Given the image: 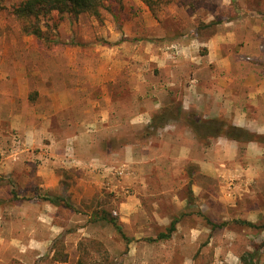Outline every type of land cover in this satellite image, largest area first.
<instances>
[{"label": "rangeland", "instance_id": "rangeland-1", "mask_svg": "<svg viewBox=\"0 0 264 264\" xmlns=\"http://www.w3.org/2000/svg\"><path fill=\"white\" fill-rule=\"evenodd\" d=\"M22 1L0 0V94L12 89L5 79L15 75L13 60L27 72L30 100L38 84L35 71L57 79L67 76L66 51L90 69L104 53L102 61L117 60L119 77L105 88L121 118L118 134L95 131L85 135L67 155L71 161L78 155L84 162L72 161L68 167L60 157L51 159L43 151L38 155L34 148L26 151L17 142L0 145V264H213L214 258L229 253L243 264H264V229L246 224V213L251 211L255 224L264 225V146H247L250 141L264 142V136L233 124L244 102L242 89L236 88L235 103L206 106L182 103L181 97L190 95L183 85L164 93L163 107L172 108L173 113L177 110V118L168 123L176 124L179 134L164 135V146H138L136 153L131 151L130 141L143 143L155 136L149 129L130 130L124 119L134 105L141 109L144 105L140 99L144 89L138 86L136 90L131 71L143 77L147 68L155 73L152 81L166 79L157 70L167 51L162 45L165 37L206 40L226 28L236 34L254 30L257 17L253 14L261 11L263 0H149L148 5L141 0H106L98 16L63 14L59 19L51 12L40 18L38 25L47 41L23 32L28 19L12 13ZM148 36L151 42L145 41ZM147 43L155 47L151 50ZM190 51L191 57L207 60L205 47L194 45ZM234 53L240 64H253L260 57L239 54L236 49ZM91 74L86 92L96 98L102 92L94 82L95 71ZM74 79L69 76L67 82L74 83ZM71 93L79 94L73 88ZM178 94L180 99L175 100ZM218 126L223 130L235 126L248 134L233 140L224 132L215 135ZM191 137L199 146H179ZM207 161L212 164L209 169L202 164ZM256 166L262 167L250 173L255 179L259 176L254 182L247 168ZM134 169L146 173L139 176L140 182L134 181ZM43 196L62 198L68 205L52 204ZM106 215L120 226L124 238L103 218ZM50 218L59 227L55 232L48 229ZM173 218L177 223L168 239L146 240L165 232ZM209 222L224 225L212 227Z\"/></svg>", "mask_w": 264, "mask_h": 264}, {"label": "crops", "instance_id": "crops-1", "mask_svg": "<svg viewBox=\"0 0 264 264\" xmlns=\"http://www.w3.org/2000/svg\"><path fill=\"white\" fill-rule=\"evenodd\" d=\"M260 7L261 11H255L256 13L253 14L254 17H257L256 27L246 33L236 34L230 28H226L223 34L213 33L206 40H199L194 37L186 39L179 36L165 37L162 45L167 51H165V57H161V62L158 61L157 70L161 74L165 73L166 79H154L152 81L155 78V73L147 68L144 70L143 77L141 73L131 71L133 73L131 79L134 80L136 90L139 89L138 86H142L144 89L140 98L144 105L142 109L134 105L124 119L127 120V127L130 130L149 129V132L155 136L152 139L146 137L143 143L137 139H134L133 142L130 141L127 146H130L131 151L136 153L138 146H164L165 144L162 142L164 135L172 134L176 137L179 135L176 124L164 123L155 127L151 120L165 108L163 107L165 97L162 95L175 92L182 85L190 93V95L181 97L182 103L190 102L205 106L222 101L235 103L236 88L240 87L244 95V102L240 105L239 113L233 124H238L256 135L264 136V0ZM155 24L156 22L151 25ZM130 35L133 37L137 34L130 33ZM130 35L123 34L124 37H131ZM151 37L148 36L145 41L151 42ZM236 39H244V41L238 43ZM138 40L139 38H135L134 42H138ZM194 45L203 46L207 49L206 61H201L200 57H191L192 53L189 54L188 52ZM221 45L226 46V49L221 51ZM113 46L116 48V45ZM113 46L110 49L112 55L115 53ZM146 46L151 50L155 47L153 43H147ZM147 47L145 51L148 53ZM229 47H233L232 50H229ZM235 49L239 54L256 53L260 57L253 64H240L234 53ZM103 54H100V61L96 63L95 67L90 69L86 63L82 65L81 60L77 62L72 52L66 51L64 69L69 72L68 74L65 73L67 76L57 79L54 78V75L44 76V74L35 71L34 73L37 75L35 79H37L38 84L30 100L27 89V72L19 64L20 62L13 60L15 75L5 79L12 86V89L0 94V145L6 143L8 145L9 141L11 143L17 142V146H26V151L34 148L38 149L35 151L38 155H40V151H43L51 159L60 157L63 165L68 167L72 165V161L75 164L84 162V159L78 155H75L72 161L67 158V155L72 152V149L73 151L77 149L76 146H80L83 137L88 133L95 131L108 133L110 131L112 135L118 134L121 116L114 110V99L107 93L105 86L117 80L119 68H117L115 62L117 60L114 58H111V63L108 60L102 61ZM183 55L189 57L190 60L183 58ZM149 59L152 61L151 57ZM93 70L95 71L94 82L99 85L102 92L96 98L89 97L86 92L88 78L89 75H92ZM202 72L205 74L203 75ZM69 76H75L74 83L67 82ZM59 81L63 85L58 84ZM205 81L207 86L203 84ZM206 87L210 88V92L204 91ZM72 88L79 92L76 97L71 93ZM158 93L159 96L161 95L160 98ZM220 95L227 96V99L221 98ZM180 96L178 94L175 100L180 99ZM172 100L174 101V99ZM196 115L198 114L196 113ZM220 143L222 144V142ZM227 143L230 145V142ZM173 144L177 146L179 143L175 141ZM93 145L92 142L91 146ZM179 146H199V142L191 137L187 144ZM247 146H264V142L250 141ZM144 156L142 161L145 163L146 169V154ZM134 162L136 163V159ZM202 164L207 169L212 166L209 161ZM262 166L259 167L263 169L264 165ZM259 167L247 168L254 182L259 181V176L256 174L255 179L250 173H253L255 169L260 171L261 169L258 170ZM201 168L203 169V167ZM144 172L142 174L141 171L134 169L132 172L134 181L140 182L139 176L146 175ZM37 174L40 175L39 172ZM38 213H35V219L40 222ZM256 213L258 216L259 211L257 210ZM246 214L248 215L246 221L255 223V219H252V212L249 211ZM50 220L51 218L48 229L55 232L59 227ZM238 259L235 254L229 253L222 258H214L212 262L213 264H243ZM187 261L189 260H184V262Z\"/></svg>", "mask_w": 264, "mask_h": 264}, {"label": "trees", "instance_id": "trees-1", "mask_svg": "<svg viewBox=\"0 0 264 264\" xmlns=\"http://www.w3.org/2000/svg\"><path fill=\"white\" fill-rule=\"evenodd\" d=\"M105 1L106 0H23L20 4L13 7L12 13L18 18L28 19L29 22L27 24H24L22 27L23 32L25 34L32 35L36 39L41 41H47V37L44 36V32L38 25L40 18H45L46 16H49L51 12H54L59 17V19L62 17L63 14H67L70 16H78L80 14L98 16L99 9L103 7ZM141 1L148 5L149 0ZM166 1L169 2L171 0ZM31 19H34V21L32 22ZM213 23L215 22H211V24ZM175 115H177V110L176 113H173L172 108L165 107L158 115L152 117L151 123L153 126L157 127L163 125L164 123H168L170 119L175 120L177 117ZM201 126H203L206 131L209 130L207 124H203ZM221 132H224L227 138L233 140H238L241 133H247L245 130L237 128L235 126H232L230 129L225 130H223L221 126L215 128V135ZM42 199L52 204H59L61 202H64L62 198L52 196H43ZM64 203L68 205L66 202ZM103 218L112 223L117 229V231L121 233V228L119 225L116 224L115 220L110 218L108 215L104 216ZM176 223L177 219L173 218L170 221L169 226L166 228L165 232H160L155 237H150L146 240L149 242H157L168 239L171 236L172 232L175 230ZM209 223L212 227H221L224 225V222L220 224H215L212 222ZM246 224L254 228L264 229V225L258 226L255 223L251 222H246ZM121 235L124 238V234L121 233Z\"/></svg>", "mask_w": 264, "mask_h": 264}]
</instances>
